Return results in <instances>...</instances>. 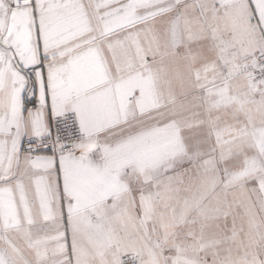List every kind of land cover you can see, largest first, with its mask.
Masks as SVG:
<instances>
[{"label": "snow or ice", "instance_id": "1", "mask_svg": "<svg viewBox=\"0 0 264 264\" xmlns=\"http://www.w3.org/2000/svg\"><path fill=\"white\" fill-rule=\"evenodd\" d=\"M0 264H264V0H0Z\"/></svg>", "mask_w": 264, "mask_h": 264}]
</instances>
